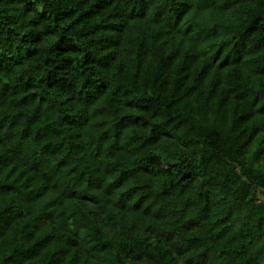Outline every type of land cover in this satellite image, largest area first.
Listing matches in <instances>:
<instances>
[{
  "label": "trees",
  "instance_id": "obj_1",
  "mask_svg": "<svg viewBox=\"0 0 264 264\" xmlns=\"http://www.w3.org/2000/svg\"><path fill=\"white\" fill-rule=\"evenodd\" d=\"M0 264H264V0H0Z\"/></svg>",
  "mask_w": 264,
  "mask_h": 264
}]
</instances>
